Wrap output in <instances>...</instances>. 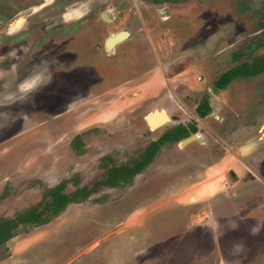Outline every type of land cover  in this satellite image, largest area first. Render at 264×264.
Listing matches in <instances>:
<instances>
[{
    "label": "rangeland",
    "instance_id": "1",
    "mask_svg": "<svg viewBox=\"0 0 264 264\" xmlns=\"http://www.w3.org/2000/svg\"><path fill=\"white\" fill-rule=\"evenodd\" d=\"M239 1L81 0L76 12L89 14L74 43L88 36L85 50L71 64L60 48L30 75L31 46H61L74 13L64 11L52 38H16L29 12L15 18L11 41L0 37V218L35 205L44 186L101 181L103 156L121 165L179 123L198 124L203 143L166 146L133 185H98L49 226L0 246V264H264V75L212 96L219 118L193 112L223 71L264 54V0H243L241 10ZM46 21L38 28L52 29ZM122 30L130 39L105 57L99 33ZM160 110L172 120L150 131L145 116Z\"/></svg>",
    "mask_w": 264,
    "mask_h": 264
},
{
    "label": "flooded vegetation",
    "instance_id": "2",
    "mask_svg": "<svg viewBox=\"0 0 264 264\" xmlns=\"http://www.w3.org/2000/svg\"><path fill=\"white\" fill-rule=\"evenodd\" d=\"M81 0H54L52 1V3H46V0H0V37L3 39L2 40V43H6V42H9L11 41V39H8V37H11V30H12V25H14V22L16 21L15 18L21 14H24L25 12H29L28 13V16H30L29 19H27L28 23H27V26L24 31H22V33H20L19 35H16L18 38V36H21L22 37H31V34H42V36H46V35H50L52 38L54 35H52L51 33L55 32V31H59L61 30L62 28H64V26L60 25V23L62 22H65L64 20L61 21L59 18H62L63 17V14H64V11L66 9H69V11H72L74 13V15H72V17H69L68 19V24L66 25V28H65V32L67 33V39L66 41H60L61 43V46H59L57 40L55 41H51L50 44L49 42H47L46 44L44 45H40V46H31V50H30V53L29 54H32V56L34 55V61L27 64L28 66V73L30 75V72L33 71V70H30L34 69V67L36 65H40L41 63H43V60H47V59H53L54 55L56 54H59V53H62L64 52V50L66 51H69L68 53H70V56H69V59L71 60V64H73L74 61H76L77 59V51H80V50H85V47L84 45H87L89 43V37L86 36L83 40V42L81 41L80 42H75V37L78 35L81 37V34H80V28L82 27V22L85 20L84 16L88 15L89 11H85L84 13L79 11V12H76V9H80V7L78 6L79 5V2ZM141 3H146V4H150V5H153V6H160L161 4L162 5H166L167 3H176L175 1H166V0H137ZM38 8L36 11H34V8ZM76 7V8H74ZM165 10L164 8L163 9H157L156 10V15L157 17H160V14L159 12L160 11H163ZM167 11V9H166ZM35 12V13H34ZM101 16V19L102 21L104 22H111L112 21V16H111V13L110 11H105L103 14L100 15ZM169 17V14L168 16ZM48 19H51L53 21H51V27L52 29H49L47 28V25L48 24H44V25H41L39 28H38V25L39 23H43V22H47L46 20ZM58 21L60 23H58ZM81 26V27H80ZM126 31V30H124ZM102 31V33L100 32L99 33V37L101 35H104V39L101 43V50H102V53L105 55V47H104V44H105V41L106 39L109 37L110 33L108 32H104ZM120 31H117V32H114L112 34H116ZM128 32V31H127ZM64 33L63 31L60 32V34L58 36H56V38H59L60 35ZM83 35L82 36H85L86 34H84V32H82ZM88 37V38H87ZM130 37V33H129V36ZM64 42L67 43V45H62ZM36 43H38V40L36 41ZM97 44L99 43H95L92 47L93 49L96 48ZM63 47H65L64 50L60 51V48L62 49ZM7 50L10 48V46H6ZM6 53H10V49L9 51H6ZM23 56H20V58H22ZM237 59V57L235 58V60ZM237 61V60H236ZM8 65H10V62H7ZM75 64V63H74ZM241 64H238V65H235L233 67H230L228 69H226L225 71H223L216 79H214V81L211 83L212 84V88H208V92H207V96L205 98H202L200 101H198L196 104H195V110L193 111L196 115H197V118L198 120L200 121H207L210 117L211 118H219L216 114H214V110L212 108V104H216V98L212 97L216 94L220 95L224 92H226L229 87L234 83V81L236 80H244V81H248L250 79H254L260 75H264V73H261V74H258L254 77H237V78H234L233 80H231L229 82V84L224 87V88H218L215 86V83L216 81L218 80V78L223 75L225 72H227L228 70H231L232 68H235L236 66H239ZM45 70H48V69H45ZM45 72V71H44ZM26 75V74H25ZM212 92V93H210ZM213 94V95H212ZM218 98V97H217ZM204 103H206L208 109H209V112L205 115V116H200L199 115V112H198V109L200 108V106H202ZM161 111V110H160ZM165 112V111H164ZM172 120V118H171ZM171 122V121H170ZM169 122V123H170ZM146 125H147V122L145 121ZM168 124V123H166ZM164 124L160 125V126H163ZM160 126H157L153 129L149 128V126L147 125L148 129L150 131H153L157 128H159ZM178 127H183V129L185 130V133H186V136L183 137L182 139H180L179 141L177 142H174V143H171V142H165L164 144H162L155 156V158L143 169L141 170V172H138L136 173L130 180L129 183L127 184H124L123 186L121 185H114V186H107L105 184V179L107 177V168L106 167H110L113 165H116V166H122V165H126V164H129L132 160L134 159H138L140 154H142L146 148L151 145L152 143L154 142H157L158 140H160L163 135L167 132V131H171L175 128H178ZM167 131H165L160 137H158L157 139H152L143 149L139 150L138 152L135 153L134 156H131L128 161H126L125 163L121 164V165H118L116 164L115 162V159L110 156V155H107L110 159V161H112L113 163H110L108 164V159H106V156H103L101 159H100V162H99V168L101 170L104 171V174H105V177L101 180V181H98V182H95L93 183L91 186H81L80 183H79V179L78 178H71V179H64L62 181H60L59 183L55 184L54 186H44V188H42V193H41V196H40V200L33 206H30L28 208H25L23 210H20L18 212H16L13 216L11 217H8V218H14L18 213L20 212H24L25 210L29 209V208H32V207H38L39 204L42 203V200H43V195L46 191L47 188H53L63 182H65V190L64 192L65 193H72L74 192L77 188H82V187H89V188H94L93 193L96 192V187L98 185H100V187H105V188H125L127 186H130V185H133L134 182L137 180L138 176H140L145 170H147L150 165L155 161V159L157 158L158 154L162 151V149H164L166 146H172V145H178L179 147H181L180 143L183 141V140H186L188 138H190L191 140L187 143H190L192 140L193 142L196 141L198 143H203V139H202V136H201V131H200V126L198 124H196L195 122H190L189 124H184V123H179L173 127H171L170 129H168ZM79 137H77L76 139H78ZM186 143V144H187ZM81 153V152H80ZM102 164L105 165V168L102 167ZM74 182H77V185L75 186L74 185ZM69 185L72 186V190H69L68 191V187ZM99 187V188H100ZM91 194V195H92ZM91 195L85 199V200H82L78 203H70L68 204L59 214H57L56 216H52L49 221L47 223H44V224H25V225H19L18 228H17V234L15 236H13L12 238H10L9 240H7L4 244H1L0 246H3L5 245L7 242H9L10 240H13L15 239L18 235H20V233L22 232H26L24 234H27L28 233V230H35V229H40L42 227H47L49 226V224H51V222L60 217L64 212L65 210L72 206V205H76V204H80L82 202H85L87 200H89V198L91 197ZM201 214V213H200ZM199 214V215H200ZM198 215V216H199ZM200 217H203V214L200 215ZM0 219H4V218H0Z\"/></svg>",
    "mask_w": 264,
    "mask_h": 264
},
{
    "label": "trees",
    "instance_id": "3",
    "mask_svg": "<svg viewBox=\"0 0 264 264\" xmlns=\"http://www.w3.org/2000/svg\"><path fill=\"white\" fill-rule=\"evenodd\" d=\"M175 1L179 0H166ZM243 0L238 3V9L241 5L244 6ZM245 8V7H244ZM257 12L261 15V21L259 22V28L261 30L262 40L259 42V46H264V8L258 9ZM264 73V54L252 59L249 63H243L231 70H228L221 75L215 83L218 88L226 87L231 80L237 77H254L258 74ZM200 116H205L209 109L204 103L198 109ZM186 136L183 127L175 128L171 131H167L163 137L157 142L149 145L146 150L140 154L138 159L132 160L129 164L116 166L113 165L107 168V177L105 184L107 186L127 184L131 178L138 172H141L156 156L160 146L165 142H177ZM108 164L113 163L109 157ZM105 168V165L102 164ZM77 185V182H74ZM65 182L53 187L47 188L42 203L38 207H32L24 212L18 213L14 218L0 219V245L4 244L7 240L17 234V228L19 225L25 224H44L49 221L52 216L59 214L68 204L78 203L87 199L93 192L94 188L82 187L77 188L72 193H65Z\"/></svg>",
    "mask_w": 264,
    "mask_h": 264
},
{
    "label": "water",
    "instance_id": "4",
    "mask_svg": "<svg viewBox=\"0 0 264 264\" xmlns=\"http://www.w3.org/2000/svg\"><path fill=\"white\" fill-rule=\"evenodd\" d=\"M160 16L164 19L168 16V11L163 10L159 12ZM129 36L127 31H120L112 36H109L106 41H105V49L106 52L109 53L113 50V48L117 45L123 42L125 39H127ZM145 120L147 122V125L149 128L153 129L157 126H160L162 124L169 123L171 120L170 118L166 115L164 111H154L152 114H149L145 117ZM191 139L188 138L186 140H183L180 145L184 146L186 145L187 142H189Z\"/></svg>",
    "mask_w": 264,
    "mask_h": 264
},
{
    "label": "crops",
    "instance_id": "5",
    "mask_svg": "<svg viewBox=\"0 0 264 264\" xmlns=\"http://www.w3.org/2000/svg\"><path fill=\"white\" fill-rule=\"evenodd\" d=\"M165 10H166V8H164ZM64 15H65V13L63 14V19H64ZM162 18V17H161ZM164 19H166V18H164ZM65 20V19H64ZM66 20H68V19H66ZM128 34H129V32H128ZM112 35H114V34H110L109 36H112ZM128 39H130V37H128L127 39H125L123 42H125L126 40H128ZM123 42H121L120 44H122ZM120 44H117L114 48H113V50L111 51V52H109V53H107L106 52V49H105V57H108V56H113V58L114 57H116V55H117V47L120 45ZM104 47H105V45H104ZM163 111V110H162ZM166 113V112H165ZM152 114V113H151ZM149 115V114H148ZM166 115L170 118V120H171V117L166 113ZM147 116V115H146ZM145 116V117H146ZM146 121V120H145ZM239 143H243V142H239ZM185 146V145H184ZM226 155V154H225ZM239 176H237L236 175V173H234V170L233 171H231V172H229L228 173V180L230 181H228V180H226V184H227V181L229 182V184L230 185H232V186H235L236 184L235 183H237V180L239 179L238 178Z\"/></svg>",
    "mask_w": 264,
    "mask_h": 264
}]
</instances>
